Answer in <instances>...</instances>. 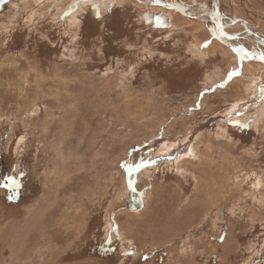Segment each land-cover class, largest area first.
Wrapping results in <instances>:
<instances>
[{"label":"rangeland","instance_id":"obj_1","mask_svg":"<svg viewBox=\"0 0 264 264\" xmlns=\"http://www.w3.org/2000/svg\"><path fill=\"white\" fill-rule=\"evenodd\" d=\"M28 2L0 0V264H264L244 61H200L197 24L132 4Z\"/></svg>","mask_w":264,"mask_h":264},{"label":"bare ground","instance_id":"obj_2","mask_svg":"<svg viewBox=\"0 0 264 264\" xmlns=\"http://www.w3.org/2000/svg\"><path fill=\"white\" fill-rule=\"evenodd\" d=\"M46 1L47 4L45 5L43 2V5L39 8L37 13L40 11L46 12L48 7L53 6L56 7L57 11H61L59 6L65 5V3H67L66 7L70 4L69 8L72 7L75 9L73 12H76L78 10L77 7L83 2L107 3L104 2V0H70L69 3L68 0ZM105 1H116L118 4H132L139 9H144L145 14H147L149 18L151 15L155 16V14H159L157 16L159 19L160 16L162 18L165 16V19L170 16L174 19H172L171 23H173L175 27L177 20L178 23L186 26L193 25L197 27L198 25L202 29L203 36L207 38V40L196 44L191 43L188 50L191 52L192 56L197 57L200 61H203V58L206 56H215V54L218 53L217 51L223 54L222 56L228 55L233 60L242 59L244 64L241 72L238 74V77H240L238 80L239 84H241L244 89V94L237 105H235L236 107L233 106L230 114L237 113V116H243L241 118L248 117L249 115L254 116L253 114H255V121L261 123L264 118V90H262L264 89V59L260 58L264 55V0ZM29 2H31V0H29ZM177 11L180 13H177ZM71 18L69 23L73 22ZM240 49L246 50L249 55L244 56L243 53L239 51ZM236 115L232 116L235 117ZM191 150L193 151L194 149H188L187 153H191Z\"/></svg>","mask_w":264,"mask_h":264},{"label":"flooded vegetation","instance_id":"obj_3","mask_svg":"<svg viewBox=\"0 0 264 264\" xmlns=\"http://www.w3.org/2000/svg\"><path fill=\"white\" fill-rule=\"evenodd\" d=\"M1 158V157H0ZM16 159H18V160H16ZM15 160L13 159V162L11 163L12 165H14V163L15 162H18V164H22L21 163V159H19V158H16ZM20 161V162H19ZM19 165V166H20ZM23 168V167H22ZM22 168H18V169H22ZM7 169V168H6ZM6 169L4 168V166L2 165V162L0 163V176L1 177H3L4 179L5 178H9V177H13L12 175H10L9 173H6ZM17 169V170H18ZM9 171H14L13 169H11V170H9ZM4 187V191H3V194H4V197H6V198H8V199H10V200H13V199H15L16 197H17V195H16V186H13V185H11V183L9 182V181H7L6 183H5V185L3 186ZM10 193H12L13 195H11V196H9V194Z\"/></svg>","mask_w":264,"mask_h":264},{"label":"snow or ice","instance_id":"obj_4","mask_svg":"<svg viewBox=\"0 0 264 264\" xmlns=\"http://www.w3.org/2000/svg\"><path fill=\"white\" fill-rule=\"evenodd\" d=\"M239 51H241V52L243 53L244 56L249 55V53H248L246 50H244V49H240ZM260 58H261V59H264V55H262ZM236 74H237L236 72H232V73H230V75H236ZM262 90H264V89H262ZM145 163H147V161H142L141 163L136 164L134 167H135L136 170H138L139 168L143 167V165H144ZM130 170H131V169H130ZM9 180H10L11 183L14 184V185L18 184V182L16 181V179L13 178V177H9Z\"/></svg>","mask_w":264,"mask_h":264},{"label":"water","instance_id":"obj_5","mask_svg":"<svg viewBox=\"0 0 264 264\" xmlns=\"http://www.w3.org/2000/svg\"><path fill=\"white\" fill-rule=\"evenodd\" d=\"M90 4L95 5L94 2H91ZM95 12H96V14L98 13V8L95 10ZM139 194H141V193H139ZM141 204H142V201H141V198L139 197V198H137V202L134 204V208L137 209V208L141 207Z\"/></svg>","mask_w":264,"mask_h":264},{"label":"trees","instance_id":"obj_6","mask_svg":"<svg viewBox=\"0 0 264 264\" xmlns=\"http://www.w3.org/2000/svg\"><path fill=\"white\" fill-rule=\"evenodd\" d=\"M233 127L236 129V131L240 130L241 133L243 132V130L247 131L245 127H243L242 125L236 124V123L233 124Z\"/></svg>","mask_w":264,"mask_h":264}]
</instances>
